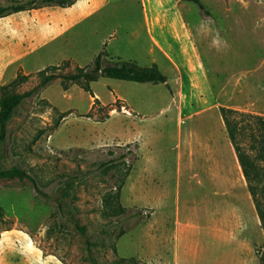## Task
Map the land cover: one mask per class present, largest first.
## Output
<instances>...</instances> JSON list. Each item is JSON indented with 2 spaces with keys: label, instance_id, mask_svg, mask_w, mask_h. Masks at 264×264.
Returning a JSON list of instances; mask_svg holds the SVG:
<instances>
[{
  "label": "rangeland",
  "instance_id": "obj_1",
  "mask_svg": "<svg viewBox=\"0 0 264 264\" xmlns=\"http://www.w3.org/2000/svg\"><path fill=\"white\" fill-rule=\"evenodd\" d=\"M202 1L211 17L185 0H158L164 31L174 24L173 18L180 17L190 28V37L182 38V44L172 33L165 36L172 47L169 53L182 68L186 99L171 101L163 85L101 78L92 84L100 99V104L92 107L89 93L76 85L64 92L61 80L56 79L16 109L0 148V171L16 167L28 177L0 178V264H118L122 259L123 264H262L259 251L264 249V232L220 108L264 117V0ZM142 11L140 0L124 4L112 0L111 8L89 22L104 16L111 19L112 24L106 23L102 33L111 30L116 35L113 49L121 48L124 58H137L145 66L150 64L152 45ZM38 21L36 13L16 15L0 20V28L24 27L25 23L36 26ZM8 31H0L6 40L3 51L13 45ZM103 34L87 33L77 41L90 55L106 50L100 45ZM29 44L23 42L20 50H27ZM183 46L188 47L185 52ZM37 57L25 61L27 70L39 71L48 64ZM7 59L6 55L0 57V71ZM94 61L89 58L83 64L93 65ZM107 61L123 62L117 58ZM161 65L163 74L171 76L163 61ZM13 70L7 71L0 86L15 79L10 75ZM64 70L57 73L70 71ZM38 84V74L33 73L19 92L32 91ZM170 105L177 112L168 113ZM126 107L132 109L131 114L124 111ZM181 132L188 145L187 157H194V169L210 168L207 159L211 161L212 150L220 158L221 142L224 218L239 223L240 239L232 246L203 237L196 252H180L176 263L165 251L167 244H154L151 220L158 202L153 178L162 188L172 190L176 185ZM249 141L248 136L243 138L244 148L249 147ZM197 142L199 149L194 148ZM129 150L132 155L120 158ZM126 172L130 174L120 196L126 212L107 217L104 197L116 191ZM197 183L195 180L190 187L182 180L181 200L183 204L200 202V215L210 218L204 205L211 206L217 199L212 198L209 185L201 189ZM253 187L264 208V173ZM173 205L166 198L155 217H167Z\"/></svg>",
  "mask_w": 264,
  "mask_h": 264
},
{
  "label": "crops",
  "instance_id": "obj_2",
  "mask_svg": "<svg viewBox=\"0 0 264 264\" xmlns=\"http://www.w3.org/2000/svg\"><path fill=\"white\" fill-rule=\"evenodd\" d=\"M140 1L143 10V26L146 28V34L152 45L151 50L149 51V56H151L150 64L141 66L137 58H124L125 54L122 52L121 48L118 49L116 47L115 50L113 49L112 45L114 42L112 41L116 38V35L113 34L111 30L108 33L105 32V35L102 33L103 31H106V23L112 24L111 19L104 16L101 17L98 22H89L96 18L107 7L111 8L112 0H74L73 6L68 8L52 6L36 11L12 15L16 16L36 13L39 17L36 26H30L28 23H25L24 27L18 26L16 28L13 25H10L6 29L0 28V31L9 29L8 35L12 36V41L10 43H13V45L10 44L7 51H3L2 48H5L4 44L6 40L4 36H0V57L3 55L8 57L0 71V82L7 71L11 68H14V70L10 75L16 79L20 72L24 75H31L50 66H59L65 61H69L71 64L75 62L77 63L75 66L84 67L83 62L88 61L89 58L96 59L102 50L100 51L99 49L98 52H91L89 55L86 53L87 50L85 47L80 45V40L77 41V39L82 35H87V33H91L95 36L103 34L104 36H101L103 38L100 40V45L101 47L104 45L106 48L108 60L117 58L123 60V62H135L143 68L157 65L161 72L165 73V70L161 65V61H163L171 73V76L167 77L165 75L168 79L167 84L171 88V92L166 88L171 101L179 98L186 99L187 95L184 90L185 82L182 80V68L169 53V51L172 50V47L165 41V36L167 37L169 33H172L175 39L182 44L185 42L182 38L190 37V28L185 23V18L180 17V19L173 18L172 20L174 21V24L171 25V28L164 31L165 28L163 29L160 24L161 18L158 0ZM124 3H126V0H123V4ZM87 21L89 24L86 28L85 23ZM163 32H165V34L164 37L161 38ZM69 34L71 37H68ZM131 35L135 36L136 34L133 33ZM23 42L30 43L27 50H20V44ZM186 48L188 47L183 46L184 52L186 51ZM36 56H39L37 58L45 59V61H47L45 63L48 64L43 66L39 71L27 70L25 61ZM37 58L34 62L37 61ZM95 97L97 98V96ZM118 100H121V98H118ZM169 108L170 111L168 113L173 109L177 112V109L173 105H170ZM124 111L128 114L132 113V109L129 107H126V110ZM164 112L167 113L166 110H164ZM190 134L188 135V141L190 139ZM184 137V134L181 132L180 142L177 147L179 154L176 168V185H174L173 189L170 190L168 187L167 189L162 188L160 185L161 183H156L157 180L153 178V183L158 187H156L157 189L154 191L155 195L158 193L157 206L154 207L156 208L155 216H158V210L166 198L167 200L169 199V201L171 200V204L174 203V205L172 212H170L167 217L157 219L154 216L151 220L152 238L154 244L160 243L159 245H168L167 250L165 251L169 254L170 258L177 261L176 263H178L181 254L180 252H182L183 255H190L196 252L200 246L201 238L203 237L218 241L221 244H232V246L239 244L240 239L239 223L234 220H225L224 218L225 170L224 161L222 159L223 149L221 142L220 158L215 151L212 150L211 161L210 159H207L210 168H205L204 166L203 168L198 167L197 169H194L191 167L192 163H194V157L190 155L187 157L186 152L188 151V145L185 144ZM200 145V142H197L194 145V148L197 147L199 149V147H201ZM207 147L208 145L205 148ZM229 164L232 166V160ZM182 180L187 182L190 187L195 180H198L197 186L201 189H207V187L210 186L209 189L212 198L216 197L217 199V203L212 204L211 206H209L207 201V205H204V208L207 209L206 211L208 212L209 210L210 212V218H208V216L202 217L200 215L199 211L202 209V204L200 202L190 203L187 201L183 204L181 200ZM166 191L172 192L168 194ZM231 191H234V189H231ZM142 193H144V191H142ZM189 205H193V207L191 208Z\"/></svg>",
  "mask_w": 264,
  "mask_h": 264
},
{
  "label": "trees",
  "instance_id": "obj_3",
  "mask_svg": "<svg viewBox=\"0 0 264 264\" xmlns=\"http://www.w3.org/2000/svg\"><path fill=\"white\" fill-rule=\"evenodd\" d=\"M185 1L196 5L205 16H212L202 0ZM73 4L74 0H0V19L52 6L68 8L73 6ZM107 57L106 50H103L97 56L93 65L71 68V63L65 61L59 66L47 67L37 73L39 84L32 91L19 92V88L30 77V75L26 76L22 72L18 73L14 81L0 86V148L6 140L8 124L14 117L16 109L24 100L31 98L40 88L51 84L56 79L61 80V88L64 92H67L71 86L76 85L86 93H89L93 99L92 107L100 104V100L93 93L92 84L98 82L101 78L137 84H163L170 90L167 84V77L157 65L143 68L135 62L119 61L111 63L107 61ZM64 69H69L70 71L61 74L57 73ZM220 114L253 199L260 227L264 232V208L257 200V192L253 187V182L258 180L260 175L264 173V117L226 107L220 108ZM245 136H248L250 140L248 148L243 147L242 140ZM250 151L255 154L254 157L249 154ZM111 154L113 155L112 152ZM132 154L133 152L129 150L126 155H122L120 158L125 159ZM129 174L130 172H126L122 177L116 191H111L104 197L103 207L105 216L118 217L126 212V209L121 205L120 196L124 182L129 177ZM26 177H28L27 172L16 167L0 171V178H19L22 180ZM2 216L3 209L0 208V217ZM123 234L121 232V235ZM259 255L261 263L264 264V249L259 251ZM123 263H125L123 259L118 262V264Z\"/></svg>",
  "mask_w": 264,
  "mask_h": 264
}]
</instances>
